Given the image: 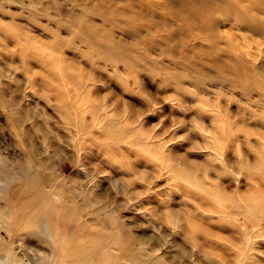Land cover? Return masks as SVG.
Listing matches in <instances>:
<instances>
[{"label":"rangeland","instance_id":"374dc122","mask_svg":"<svg viewBox=\"0 0 264 264\" xmlns=\"http://www.w3.org/2000/svg\"><path fill=\"white\" fill-rule=\"evenodd\" d=\"M11 20L37 42L26 40L23 54L17 37L0 35V243L12 250L8 264H40L51 249L38 231L7 229L18 202L35 192L69 204L87 194L103 199L134 226L135 252L153 246L159 264H264V218L245 209L248 200L264 207L256 167L264 165L256 163L264 153V0H0V21ZM86 34L114 45L95 48ZM25 132L43 165L28 157ZM50 207L62 234H97L85 212L66 222L64 205ZM181 215L202 218L191 237L170 227Z\"/></svg>","mask_w":264,"mask_h":264},{"label":"bare ground","instance_id":"6f19581e","mask_svg":"<svg viewBox=\"0 0 264 264\" xmlns=\"http://www.w3.org/2000/svg\"><path fill=\"white\" fill-rule=\"evenodd\" d=\"M30 13L31 14H30L29 19L32 21H35L36 18L33 15V12L30 11ZM81 23H82L81 25L89 24L88 22H86L85 24L83 22ZM99 30H101V32L103 31L102 28ZM1 33L3 34L4 37H11V36L17 37L18 41L16 44H18L21 51L24 52L23 54H26V52L29 53V51H31L26 46L25 41L30 40L31 42H33L35 39L33 38V36L29 34V32L27 31L25 27L18 25L12 20L5 21V22L0 21V35ZM85 40H87V43H90L95 48H98V47L100 48L104 46V44L108 46L114 45L111 37H108L104 43H101L99 40L97 41L93 40L90 34H86ZM42 44H44V42H42ZM87 54L90 55L89 53ZM99 54L100 55H97V56L96 54L94 55L92 54V56L101 58L102 54L101 53ZM46 60L48 61V59ZM56 64L59 65L58 62H56ZM234 65L238 67V64L234 63ZM60 69H61L60 73L64 75L65 78L66 76L67 78H69L67 75V70L64 67L63 68L61 67ZM44 76L47 77L48 79H53V80L57 79L56 76L52 74H48V73L41 74V78H44ZM72 79H73V83H75L76 87L78 88V86L80 85L79 82H81L79 80L80 78H77L75 76V77H72ZM243 90L248 93L251 92L250 90H247L246 88H244ZM90 112H91V115H95L94 108H91ZM10 116L12 117L10 123L18 132L21 133V131H19V123H20L21 118L14 112H11ZM106 129H110L109 125H107ZM24 135H26L27 137V138L25 137L26 141L29 142L31 139L29 132H25ZM26 147L28 148L30 152V153L28 152L29 153L28 157H30L32 161H36L37 165H40V166L43 165V161H41V159L37 157V153H36L37 151L30 147V142L28 143ZM177 159L179 160L178 157ZM257 159L258 160H256V163L262 164L264 162V153H259L257 156ZM259 166H260L259 164L256 166L258 168L259 175L262 179H264V165L260 167ZM28 179L29 180L27 181V186H28V189L32 191L37 181L41 179V176L35 173V174H31ZM34 196L35 197L25 199L22 202L21 201L18 202L14 221L12 223H8L7 229L9 230L11 226H15L16 231L29 230V231L40 232L39 235L40 234L42 235L43 239L45 240V244L51 248L49 253H47L46 256L44 255L41 258L38 257V262L40 264H116L118 259H124L125 261H128L129 264H159L160 258L159 256L156 255L157 253H156L155 247L151 246L152 248L150 247L148 251L141 250L142 252H139V253L135 252V250L131 247V244L129 243V238H128L130 235V231L134 226H132L131 224L126 225L122 221L118 220L119 217L116 216L115 212L109 210L105 206V202L102 203L103 199L100 200V198H97L94 195L87 194L80 198L79 203L78 202L75 203V201L73 200V202L70 201V204H69L68 199H65L62 195H58V194H55L54 197L53 196L51 197L46 193L44 194L40 192H37V193L35 192ZM54 203H59L65 206V210L61 216L66 222L74 221L75 220L74 216L76 215V213L81 212V211L85 212L86 215L90 216L89 220L87 217V220L90 223V227L93 230L97 231V234L89 236L86 239H76L74 237V234L76 231L74 227H72L67 232V234H62L60 230L58 229V225H57L58 213L55 212L50 207ZM100 203H102L103 205L102 204L99 205ZM217 205H219V203H217ZM221 206L225 209L224 207L225 205H221ZM245 209L249 214L253 216L254 219L264 218V207L259 205L258 203L254 204L252 203V201L248 200L245 203ZM180 217H181L180 218L181 220L179 219L180 224L175 223V221L171 222V220L169 221V224H172L170 225V227L178 228L181 232L185 233V236L187 238L191 234H194L197 231V225L200 222H202V218L198 216L184 217L181 215ZM198 234L200 235L202 233H198ZM186 242L188 243L189 241H186ZM241 242L245 243L244 237ZM199 247L200 246H197L198 249ZM55 248L57 252H55ZM0 249L3 250V245L1 243H0ZM3 251L5 252V259H2V264H8L7 260L10 258V254L12 250H10L7 247V248H4ZM97 256L100 257V260L99 262L94 263L95 258ZM12 264H15V263H12ZM117 264H123V263H117Z\"/></svg>","mask_w":264,"mask_h":264}]
</instances>
